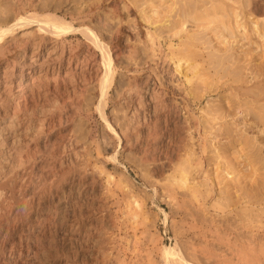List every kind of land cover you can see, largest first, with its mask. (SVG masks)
<instances>
[{"label":"bare ground","instance_id":"6f19581e","mask_svg":"<svg viewBox=\"0 0 264 264\" xmlns=\"http://www.w3.org/2000/svg\"><path fill=\"white\" fill-rule=\"evenodd\" d=\"M110 1L114 0H0V264H68L61 254L69 246L78 248L77 257L87 255L99 262L113 249L115 238L102 230L117 227L110 215L114 205L111 185L93 157L92 147L100 144L92 141L82 119L91 110L104 123L108 160L119 163L120 147L136 162L152 161L156 175L168 177L174 170L170 183L180 192L179 206L198 223L207 221L203 206L210 191L201 189L202 184L197 185L191 176L200 162L190 148V125L184 122L179 130L175 127L186 108L180 89L171 84L178 82L177 76L190 86L199 78L203 89L193 85L187 93L205 91L195 44L184 28L223 8H192L187 7V0H170L158 32L148 30L142 35L130 23L122 33L113 35L109 28L99 30L101 19L106 21L107 13L128 14L131 8L130 0L111 8L107 6ZM249 5L255 14L251 34L240 12L232 23L222 18L223 30L253 37L258 52V69L250 80L253 85L237 89L234 95L238 99L236 116L242 117L243 127L239 128L238 120L225 107L214 111L216 120L233 117L231 125L219 128L225 138H234L231 127L235 126L236 142L246 145L264 142V0H251ZM114 20L112 16L110 21ZM177 23L181 30L172 37H178L179 44L171 45L165 55L159 38ZM70 35H81L86 43L75 47ZM132 53L142 56L133 62ZM140 68L143 73L135 77ZM252 120L258 127L253 138L246 132ZM176 134L181 142L170 141ZM261 149L256 146L253 161L263 160ZM165 160H169L168 166ZM223 175L221 183L230 193V174L225 171ZM131 199L124 213L147 227L149 216L142 198L135 195ZM226 201L233 202L230 195ZM231 202L223 205L216 199L213 204L228 208ZM256 204L244 198L240 210L230 211L234 215L227 222L236 216L233 223L241 227L234 244L201 239L207 245L198 249L176 241L159 249V264H264V231H252L250 226L264 214V207L259 211ZM83 212L90 214L88 224L78 226L70 221V215ZM164 216L167 220L166 213ZM211 245L213 252L208 249Z\"/></svg>","mask_w":264,"mask_h":264},{"label":"rangeland","instance_id":"374dc122","mask_svg":"<svg viewBox=\"0 0 264 264\" xmlns=\"http://www.w3.org/2000/svg\"><path fill=\"white\" fill-rule=\"evenodd\" d=\"M124 1L126 0L110 1L107 6L111 8L113 4L119 5ZM132 1H137V3L131 4ZM169 1L155 0L153 3H149L146 0H130L128 4L131 11L128 14L124 11L118 15H112L115 18L113 22L110 21L112 13L105 14L106 21L99 17L102 20L99 23V30L101 31L103 27L109 28L114 35L118 32L122 33L128 24L133 23L142 35L148 30H153V32L157 30L158 32L159 22L168 15V7L171 3ZM187 1L190 2L187 7L192 8L195 6L205 8L214 5L223 8L199 21L189 22L184 28V31L187 29L193 38L194 51L200 63V72L206 82L205 91L187 93L193 85H198L203 89L199 78H194L193 84L190 86L182 76H177L178 82L171 84L180 89L185 98L186 108L179 114L175 127L179 130L184 122H187L188 126L190 125V131H188L190 148L194 151V157L200 162L199 168L194 170L191 176L197 185L201 186L202 184L201 189L210 191V198L203 206L207 221L198 223L196 217L188 216L185 209L179 206L180 192L175 190L174 183L173 185L170 183L171 177L175 175V172H172L174 170L167 173L168 177L156 175L153 171L152 161L136 162L135 159L127 157L120 147L117 148L119 163L116 164L108 160L107 155L110 150L107 148L104 123L99 114L91 110L83 115L84 129L89 132L93 142L100 144V147H92L93 157L97 161V167L102 171L105 182L107 180L110 182L114 203L110 215L116 220L117 227L113 230L102 229L103 233L115 238L113 249L108 252L106 258H99V262L87 255L84 258H79L76 255L78 248L69 246L65 247L61 254L66 258L68 264H159V249L162 245H171L176 241L181 246L195 245L198 249L206 247L209 242L226 245L229 241L234 244L236 242L234 238L241 227L240 223H233L236 216L227 222V219L234 215L230 211L240 210L244 198H250L252 202H257L255 208L259 211L264 207V147H261L264 142H250L248 145L245 142H236L239 137L237 136L238 132L234 131L235 126L231 127L234 138H225L219 128L227 126V124L231 125L233 117L216 120L217 116L214 114L215 110L223 106L226 111H231L234 118L238 120L239 128L243 127L242 117L236 116L238 99L234 95L237 89L253 85L254 81L250 80L258 69V52L255 51L253 37L247 39L243 33L232 34L223 30L222 18H228L229 23H232L235 13L240 12L244 17L248 34H251L250 23L255 17L252 6L249 5L251 0ZM151 5L154 6L153 9ZM141 10H145V14H141ZM172 15L174 20L178 19L177 13ZM69 18L80 20L70 15ZM70 19L69 21H71ZM179 30H181L180 23H177L164 30L162 38H159L165 55L170 53L171 45L179 44L178 37H172ZM105 36L107 40H110L109 33H105ZM68 39L75 47L80 46L81 48L86 43L81 35L77 37L70 35ZM140 53L138 52V54ZM138 54L132 53L129 55L132 56L130 59L133 62L140 59L142 55L137 56ZM122 63L123 65L127 64L126 61ZM142 73L141 68L138 69L135 77H140ZM214 89L218 90L213 92ZM111 110L112 104L110 103L108 115ZM249 124L246 127V132L249 137L253 138L254 135L257 136L258 127L253 120ZM176 135L177 138L173 136L170 141L181 142L179 134ZM253 143L262 148L260 153L263 160L255 162L251 158V154L256 148V146L250 147ZM164 164L168 166L169 160H165ZM225 171L230 174L227 176V180L231 184L230 193L224 189V183H221L222 180H225V175H223ZM135 195L142 198L144 202L145 210L149 216L147 227L134 222L135 219L132 216L124 213V207ZM229 195L233 202L226 201ZM216 199H219L223 205L231 202V206L228 208L217 206L213 204ZM164 213L167 214V220H165ZM89 216L90 214L83 212L80 216L78 214L70 215L69 219L73 224L80 226L81 222L88 224ZM259 216L261 218L254 219L250 226L252 231L263 234L264 214ZM84 230H87V227ZM200 232H203V235H197ZM201 239L207 243H202ZM208 249L211 252L214 251L212 245Z\"/></svg>","mask_w":264,"mask_h":264}]
</instances>
